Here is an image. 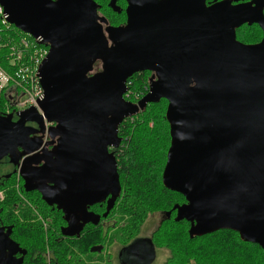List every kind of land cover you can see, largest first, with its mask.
<instances>
[{"label":"water","instance_id":"water-1","mask_svg":"<svg viewBox=\"0 0 264 264\" xmlns=\"http://www.w3.org/2000/svg\"><path fill=\"white\" fill-rule=\"evenodd\" d=\"M117 1L108 3L114 13ZM232 2L125 0V24L104 28L93 0H0L6 23L48 49L37 108L18 112V123L0 116V163L17 164L18 149L19 159L38 151L42 141L22 134L52 126L57 145L40 168L29 161L20 174L26 192L62 211L63 236L72 235L71 206L120 193L108 154L118 126L165 100L170 146L161 181L185 200L175 220L189 224L191 239L232 231L264 251V36L245 45L235 35L244 24L264 34V0ZM144 72L146 95L125 101L127 80ZM17 252L0 227V264H22Z\"/></svg>","mask_w":264,"mask_h":264},{"label":"flooded vegetation","instance_id":"flooded-vegetation-1","mask_svg":"<svg viewBox=\"0 0 264 264\" xmlns=\"http://www.w3.org/2000/svg\"><path fill=\"white\" fill-rule=\"evenodd\" d=\"M119 1L116 4L120 8V13H114L110 10L116 15H123L125 17L126 3L124 7H121ZM123 1L125 2V0ZM222 1L230 0H206V6H212ZM250 1L238 0L237 3L232 2L231 5L236 6ZM99 11L100 9H98V13ZM100 18L104 22L102 24L104 28L124 25L122 22L121 24L118 22H110L105 16H100ZM243 26L257 27L263 38L264 34L257 25L248 26L244 24L236 31L240 30ZM8 75L11 74L8 73ZM0 97L3 99L2 104H0V116L5 117L11 115L12 120L18 123L19 117L17 113L20 111H17L16 108L17 102L22 98L21 89L14 88L12 83H10V85L0 91ZM137 118L138 114L122 121L117 130V136L120 140L118 145L108 148V154L115 161L120 193L116 198L108 195L106 198L93 204L84 202L81 207L79 204L71 206L73 213L70 212L68 218L69 224L72 226L69 229V233L72 234L71 236L62 235V228L68 226V222L64 220L62 211L58 210L55 205H46L42 201L38 191L26 192L24 189V181L20 174L21 169L28 167L27 163L29 161L30 168H40L44 164L41 157L57 145L58 138L48 134V128L52 126L46 128L44 135H40L33 129H28L22 134V137L27 139L28 142L32 140L42 141V144L38 151L30 153V155L22 156L20 159L17 154L21 150L18 149L15 159V163L17 164H13L12 161L14 160L9 157H5L0 163V180L3 179V182H0V186L4 187L2 200L6 198L7 193L12 191V187L19 198L13 204L12 209L8 208L7 202L5 204V210L0 213V215L2 214L0 227L4 228V233L9 230L10 240L18 246L20 251L14 255L15 259H22V264H25L24 259L27 256L25 247L19 241L18 231L15 230V226L17 228L20 226L22 229L26 228L29 231H37L39 224L46 221L47 223L44 222V225L49 230V239L54 240L55 247L57 248L56 252L51 249L48 251L45 256L46 264H169L171 262L175 256L172 248L167 246L161 248L159 245L153 243V234L163 223L177 222L175 220L176 210L172 208L181 206L184 203H174L170 209H167L165 207L166 204H164L163 206L165 208L162 209L163 211L161 210L162 212L149 213L140 224V227L132 232L125 231L126 228L121 223V218H126L127 216L121 213L124 207L123 202L125 201L123 188L126 185L121 160L122 155L128 151L124 147L127 141L123 137L125 132L123 130L136 129L138 127L136 123ZM141 123V126H143V120ZM36 161L41 162L37 165L35 164ZM135 206L141 209V215L149 211L151 207L150 204L143 201L136 202L134 209H136ZM25 211L28 216L22 215ZM128 212L131 211L128 210ZM70 216H72L71 219ZM130 216L135 218V213L132 211V215ZM157 216L160 217L158 218ZM147 223H150L151 226L145 228L144 225ZM21 251H24L25 254L22 255Z\"/></svg>","mask_w":264,"mask_h":264},{"label":"trees","instance_id":"trees-1","mask_svg":"<svg viewBox=\"0 0 264 264\" xmlns=\"http://www.w3.org/2000/svg\"><path fill=\"white\" fill-rule=\"evenodd\" d=\"M93 1L98 5L100 11L113 13L108 6L106 7L107 0ZM255 29L259 30L257 27ZM20 37L27 39L34 47L47 49L45 46L38 45L31 37L21 33L13 26L4 24L0 18V43L3 42L4 46L8 48L13 39L18 41L17 39ZM237 41L245 45L258 42L256 39L248 41L244 37L239 38ZM7 52L5 49L0 50V69L3 70H8L11 65V58ZM30 56L31 52L24 54L23 61L25 64L30 61ZM149 75V72L138 73L127 80L126 86L130 93V101L135 102L133 99L139 97L136 100L138 102L146 95ZM2 100L0 97V104H2ZM166 104V101L161 100L156 104H150L153 109L148 108L146 110V107L144 111L139 113V115H144L143 118L145 117L143 125L146 126L153 119L159 125L154 127H157L158 130L152 128L149 131L145 126L123 130L125 131L123 137L127 141L124 147L128 149L122 155L121 160L124 171L123 177L126 183L123 188L125 195L124 207L121 211L122 214L127 215L126 218H121V223L126 228L125 231L137 230L149 213L161 211L165 207L170 209L174 203H185L181 195L165 189L161 181V173L170 146L169 125L165 118ZM165 122L168 126L165 125V129L164 127L161 128V125H164ZM0 182L2 183L3 179ZM3 189L4 187L0 186L1 193ZM5 199L0 201V213L5 210L7 202L8 208L12 209L13 204L19 200L17 194L13 191V187L12 191L7 193ZM140 201L147 202L151 206L149 211L144 212L143 210L142 215L138 206H135L136 209H134L136 202ZM164 204H166L165 207ZM128 210L131 212H128ZM132 211L135 213V218L130 216ZM10 213L12 212L10 211ZM22 215L28 216L26 211ZM1 218L2 214L0 220ZM45 219L47 218L45 217ZM44 222L46 221L39 224L37 231H29L26 228L22 229L20 226L19 228L15 226L19 241H21L27 252L24 259L25 264H46L45 256L48 251L50 249L54 252L57 251L54 240L49 239V230H47ZM188 226L185 221L163 223L153 234V243L159 246L165 244L167 247L172 248L175 256L169 264H264V251L257 245L241 241L238 234L222 230L191 239L187 232Z\"/></svg>","mask_w":264,"mask_h":264},{"label":"rangeland","instance_id":"rangeland-1","mask_svg":"<svg viewBox=\"0 0 264 264\" xmlns=\"http://www.w3.org/2000/svg\"><path fill=\"white\" fill-rule=\"evenodd\" d=\"M108 2H109V0H107L106 7H107ZM119 5L121 7H124L125 6V2L123 0H120L119 1ZM98 15L99 16H102V17L105 16L106 19H108L110 22H113V23L114 22H118V23L121 24V22H122L123 24H125V21H126L125 20L126 18L123 15H114L113 13L106 12V11L105 12L99 11ZM120 26H123V25H120ZM236 32H237L236 33L237 40L239 38H241V37H244L248 41L253 40V39H256V40L259 41L262 38L261 32L259 33V30L255 29V26H253V27L243 26L240 30H238ZM2 43H0V50L1 49L7 50L8 51L7 54H8V56L10 58L11 57H14L15 58L17 55H22L21 56V59H22L21 62L20 61L18 62L19 63V68L18 67H16V68H18L17 70H19V69L24 70L25 71V75H27L26 72H29L30 73V72H33L36 69V67H37V61L36 60H39V54H40V52H42V55L44 53L45 56H46L47 51H48V49L44 50V49H40V48H37V47L35 49H32L31 48L32 47L31 43L27 39H22L21 37L19 38L18 41H16V40L13 39L12 40V43L10 44V46L8 48L4 46L5 45L4 43L3 44ZM252 45H254V44H252ZM27 49H29V50H27ZM28 52L29 53L31 52V56H30V61L28 63H26V65L24 66V67H26V69H25L20 64L23 61L24 54L25 53H28ZM11 61H14V59L11 58ZM14 62H16V61H14ZM1 70L4 71L5 73L8 72L7 70H3V69H1ZM1 70H0V72H2ZM100 70H101L100 64H96L94 66L93 74L99 72ZM37 71H38V69H37ZM150 76L151 75L148 76V80H149ZM148 85H149V83H148ZM138 98L135 97L133 99L135 102H133V101H131V102L134 103V104H137L138 102H136V100H138ZM151 107H152L151 105H148L147 108H146V110L148 108H151ZM166 108H167V104L165 106V111H166ZM151 109H153V108H151ZM143 116H144L143 114H140V115L138 114V118H137V121H136V123L138 124V126H141V124H142L140 121H142V120L145 121V117L143 118ZM156 121H158V119H156ZM165 125L168 126L167 123L165 122L164 125H161V128L164 127V129H165ZM143 126H145V124ZM150 126H153V127H150ZM155 126H159V125L155 122V120L151 119L149 121V123L145 127L149 131L152 128L158 130L157 127L154 128ZM46 127H48V126H46ZM138 129H140V128H138ZM161 177H162V173H161ZM172 209H174V207ZM157 212L160 213V211H157ZM157 217L159 218L160 216H157ZM150 223L145 224L144 227L147 228V227L151 226ZM188 231H189V226H188L187 232ZM160 247L161 248H164V247H166V245L165 244H160Z\"/></svg>","mask_w":264,"mask_h":264},{"label":"built area","instance_id":"built-area-1","mask_svg":"<svg viewBox=\"0 0 264 264\" xmlns=\"http://www.w3.org/2000/svg\"><path fill=\"white\" fill-rule=\"evenodd\" d=\"M0 18L2 19V22L4 24L6 23L5 19L2 15V9L0 7ZM9 25V24H8ZM19 40V39H17ZM32 49H35L36 47L32 46ZM29 50V49H27ZM21 56L17 55L14 59V61H11V65L8 68V72L5 73L4 71L0 72V91L6 88V86L10 85L12 83L14 88H20L22 92V98L17 102V111H23L25 109H29L31 107L37 108V101L42 97V89L39 85L38 78H37V69L41 63V61L44 59L45 54L40 52L39 54V60L37 61V67L33 72H26L27 75H25L24 70H17L19 68V61L21 62ZM22 67H24L26 64L22 61L20 64ZM18 67V68H16ZM26 69V67H24ZM10 73L11 75H8ZM15 73V74H14ZM128 89V88H127ZM138 98V97H136ZM124 100L127 102H130V93L129 90H127V93L124 95ZM46 126H50L46 124ZM2 200V193L0 192V201Z\"/></svg>","mask_w":264,"mask_h":264}]
</instances>
